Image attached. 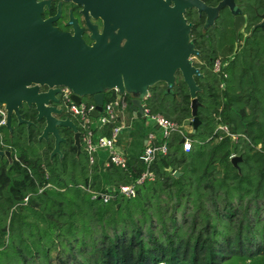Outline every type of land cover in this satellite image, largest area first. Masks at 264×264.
I'll list each match as a JSON object with an SVG mask.
<instances>
[{"label": "trees", "instance_id": "obj_1", "mask_svg": "<svg viewBox=\"0 0 264 264\" xmlns=\"http://www.w3.org/2000/svg\"><path fill=\"white\" fill-rule=\"evenodd\" d=\"M200 1L216 12L210 24L184 12L197 50L199 124L182 150L181 125L191 118L186 84L176 70L170 92L162 81L147 86L145 107L180 130L159 139L167 150L149 163L152 178L134 182L145 168L138 157L142 117L131 120L125 169L101 167L96 153L88 164L81 139L76 148L64 126L53 151V137H38L43 121L33 105L18 108L30 124L14 115L0 124V151H9L0 152V264H264V0H235L244 17L237 33L226 6ZM216 58L222 66L213 71ZM114 96L108 88L103 100ZM225 123L235 139L217 128ZM231 153L240 156L235 165ZM130 182V196H92Z\"/></svg>", "mask_w": 264, "mask_h": 264}, {"label": "water", "instance_id": "obj_2", "mask_svg": "<svg viewBox=\"0 0 264 264\" xmlns=\"http://www.w3.org/2000/svg\"><path fill=\"white\" fill-rule=\"evenodd\" d=\"M67 1V0H66ZM81 4L82 14L101 19L100 32L91 26V43L80 37L81 28L74 23L72 32L57 29L50 23L52 17L42 18V2L38 0H0V104L5 108V122L14 115L20 118L18 108L23 104L34 106L35 118L44 125L38 137H53V151L58 150L62 138L58 126L72 131V139L79 147L75 123L60 116L55 94L58 86L69 88V99L78 103L90 96L96 115L103 103V93L116 89L132 92L128 107L132 113L142 114L141 95L155 81L165 83L164 92L171 91L173 74L177 70L186 84L190 98V129L188 137L199 124L195 115L198 104L194 94L197 86L193 76L198 75L190 56L197 54L188 38L190 23L183 18L186 8L205 13L210 21L214 8L200 0H71ZM232 14L236 31L243 16L234 0H221ZM258 25H264V15ZM44 85L46 90H39ZM183 138L180 139V142ZM3 153L7 156L8 151ZM239 155L230 157L233 165ZM140 161L142 159L140 158ZM179 172L173 170L172 174Z\"/></svg>", "mask_w": 264, "mask_h": 264}, {"label": "built area", "instance_id": "obj_3", "mask_svg": "<svg viewBox=\"0 0 264 264\" xmlns=\"http://www.w3.org/2000/svg\"><path fill=\"white\" fill-rule=\"evenodd\" d=\"M222 64L219 58H216L213 61L212 69L213 71H218L221 68ZM59 90L55 94V97L58 101L57 107L60 108V112L67 114L63 117H67L69 120L73 117L79 121L80 130L78 131V137L83 143V148L86 153V158L88 159V164H91L94 161L95 153L100 149L106 150V160L105 166L110 163L116 164L119 167L125 169L127 166V157L121 151H119L115 146V140L117 134L122 128L126 127V124L121 118V112L126 109L128 106V101L123 98L124 95L128 93L122 91L118 97H116V89L112 88L115 92L114 98L110 99L107 102H104L101 105V109L96 115H92L91 112L94 111V102L89 100V102L82 101L81 98L78 103H75L69 99L70 90L66 86H58ZM47 87L44 85L39 86V90H46ZM147 95L146 92L142 93L141 107L142 114L141 117L145 118L147 121L154 123L159 129V135L155 137L152 131H149L146 134L145 144L142 148L141 153L138 155L139 159H142V163L145 165V168L137 175L134 179L135 183H139L145 179L152 178V173L148 170L149 163L158 155H163L166 153V143L164 141H159V139L167 138V136L172 131H180L172 120L169 118H164L159 113H151L148 108L144 105V98ZM89 97V96H87ZM5 108L3 104H0V123H3ZM118 120L116 123H113L109 128L108 134H102L100 128L103 125L111 123L114 119ZM72 120V119H71ZM73 121V120H72ZM219 128L224 135H228L231 140L235 139L234 133L228 129V125L218 124ZM183 141L181 142L182 150L186 151L189 148V138L182 136ZM264 154V151H263ZM236 155L231 153L230 157ZM106 189L110 188L108 191H100L98 193L92 194L94 196L101 197L103 201H106L113 197V191L122 193L124 196H130L133 193V182L130 184H117L115 187H105ZM91 196V197H92Z\"/></svg>", "mask_w": 264, "mask_h": 264}, {"label": "flooded vegetation", "instance_id": "obj_4", "mask_svg": "<svg viewBox=\"0 0 264 264\" xmlns=\"http://www.w3.org/2000/svg\"><path fill=\"white\" fill-rule=\"evenodd\" d=\"M38 1H41L42 2V5H43L42 6V11H41V17L42 18L52 17L50 23L53 24V26H55L57 29H59L61 31H65V32H72V30H73V24L71 23V19H72L74 21V23L77 24V26L79 28H81L82 31L80 33V37H81V39L83 40L84 43H87L88 44V43H91V41H92V38L90 37V34H91V28L90 27L91 26L94 27V24H97L99 26V29L96 30V31L97 32H100V30H101V27H102L101 19L99 17H93L90 14H87V17L85 19L84 18V15L81 12L82 7H83L81 4H77V3H75V2H73L71 0H67V1L66 0H38ZM219 1L221 2V0H219ZM220 2H219V6H220ZM234 3H235V6L238 8L235 0H234ZM208 6L214 8V14L210 18V21L205 20V13L204 12L203 13L202 12L201 13H197V11L194 8H186L183 11V15L182 16H183V18H184V20L186 22L190 23V27H191L192 23H191V21H189V20L186 19V17L184 16V12L187 9L188 10H193V11H195V13L197 15H202V20H203V23L204 24H210V23L213 22V17L215 16L216 7L215 6H211V5H208ZM224 6H226V5H224ZM227 9H228V7H227ZM239 11H240V9H239ZM240 14H242V13L240 12ZM262 14L264 15V13H262ZM231 16H232V14H231ZM242 16H243V14H242ZM260 21H261V19H260ZM243 25H244V20H243L242 25L236 31L233 28L234 33H237L239 31H241ZM190 27H189V29H190ZM232 27H233V19H232ZM195 55L197 56V54H195ZM197 62H198V60H197ZM64 115H67V114L63 113V111L60 112V116L61 117H63ZM2 122L3 123H0V124L6 125V122H5V112H4V116H3ZM43 125H44V123H43ZM47 135H50V134H47ZM4 150H6V149L1 150L0 152L2 154H4L3 153ZM8 155H9V151H8Z\"/></svg>", "mask_w": 264, "mask_h": 264}, {"label": "crops", "instance_id": "obj_5", "mask_svg": "<svg viewBox=\"0 0 264 264\" xmlns=\"http://www.w3.org/2000/svg\"><path fill=\"white\" fill-rule=\"evenodd\" d=\"M128 100H129V97L133 95L132 92H128ZM129 103V101H128ZM121 118L123 121L126 120V119H129L128 123L126 122V127L125 128H122L120 130V132L117 134L116 136V140H115V146L116 148L121 151L123 154H125V149L128 147V144H129V141L132 139L130 136V129L132 128V124H131V120H133L135 123H139L140 122V118L141 116L137 113L133 114L132 113V110L127 106V108L125 110H123V112H121ZM143 118V117H142ZM145 123V125H144ZM143 127H144V130L146 131L145 134L140 137L141 140H142V147L140 148V152L139 154L141 153L142 151V148L145 144V139H146V134L149 132V131H152V133L155 135V137H157L159 135V129L157 128V126L152 123L151 121H147L145 118L143 120ZM190 129V126H189V123L188 121L186 120V122H184L182 125H181V133L183 136H185V133L187 131H189ZM137 147H131V153L133 152H137ZM96 158H97V161L100 164L101 167H105V160H106V150L105 149H100L96 152Z\"/></svg>", "mask_w": 264, "mask_h": 264}, {"label": "rangeland", "instance_id": "obj_6", "mask_svg": "<svg viewBox=\"0 0 264 264\" xmlns=\"http://www.w3.org/2000/svg\"><path fill=\"white\" fill-rule=\"evenodd\" d=\"M94 27H95V29L96 30H98L99 29V26L97 25V24H94ZM190 59H191V62H192V64L194 65L196 62H197V58H196V55H192L191 57H190ZM126 121H127V119L126 120H124V123H126ZM144 125H145V123H144ZM190 126V125H189Z\"/></svg>", "mask_w": 264, "mask_h": 264}]
</instances>
